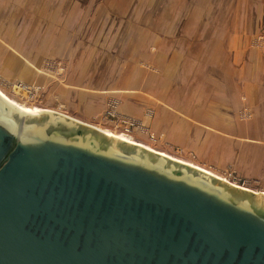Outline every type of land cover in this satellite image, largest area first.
I'll return each mask as SVG.
<instances>
[{"label":"water","instance_id":"95a60500","mask_svg":"<svg viewBox=\"0 0 264 264\" xmlns=\"http://www.w3.org/2000/svg\"><path fill=\"white\" fill-rule=\"evenodd\" d=\"M0 264H264V195L0 96Z\"/></svg>","mask_w":264,"mask_h":264},{"label":"rangeland","instance_id":"374dc122","mask_svg":"<svg viewBox=\"0 0 264 264\" xmlns=\"http://www.w3.org/2000/svg\"><path fill=\"white\" fill-rule=\"evenodd\" d=\"M0 44V90L10 99L210 171L183 143L170 142L169 124L177 127L173 116L200 111L206 99L231 101L240 88L245 102L249 78L264 80V0H0ZM8 58L23 59L39 77L26 81ZM250 60L251 70L235 74ZM74 92L105 96L101 114L89 118ZM245 110L238 118L248 119ZM219 178L264 193L239 187L246 180L237 176Z\"/></svg>","mask_w":264,"mask_h":264},{"label":"crops","instance_id":"0c3cea01","mask_svg":"<svg viewBox=\"0 0 264 264\" xmlns=\"http://www.w3.org/2000/svg\"><path fill=\"white\" fill-rule=\"evenodd\" d=\"M15 37L16 33L13 31L9 42L10 48L17 46ZM5 51L6 47L0 44V54ZM4 63L9 64L10 70L19 68V76L26 81H34L39 77L37 74L35 76L23 59L19 62L17 58H8ZM254 66L250 60L247 65H242L243 68L236 69L235 74L241 73L242 69L251 70ZM3 71L6 77L12 76L6 69ZM262 73L264 74V70ZM239 90L241 94L242 88ZM243 91L246 94L245 102H242L240 94L235 95L233 90L235 94L231 101L224 96L220 99L218 96L215 99L209 98L202 104L200 111L188 113L184 119L173 116L172 121L179 124L177 127L184 129L175 131L177 127L171 123L169 127L174 129L169 130L168 137L171 143H183L187 146L185 148L195 152L200 165L209 168L216 176L224 177L231 172L251 185L264 187V80L249 78ZM73 97L79 100L80 104L88 106L89 118L99 116L106 102L105 96L91 93L74 92ZM231 102L236 104H230ZM139 103L145 112V99L141 98ZM242 109L247 110L248 119H242L241 116L238 118ZM158 118H161V115ZM141 119L144 120L145 116Z\"/></svg>","mask_w":264,"mask_h":264},{"label":"bare ground","instance_id":"6f19581e","mask_svg":"<svg viewBox=\"0 0 264 264\" xmlns=\"http://www.w3.org/2000/svg\"><path fill=\"white\" fill-rule=\"evenodd\" d=\"M0 96H1L4 100H6V102H8L11 106H13L14 108H16L17 110H19L20 112H22V113H24V114H27V115H33V114H36V113L39 112V111H41V112H46V111L41 110V109H38V108H31V107H27V106H25V105L19 104L18 102H16V101L10 99L9 97H7V96H6L1 90H0ZM100 131L103 132L104 134H106L107 136L112 137V138L118 139V140H120V141H124V142H126V143L131 144V145H135V146L142 147V148H144V149H146V150H148V151H151V152H153V153L160 154V155H162V156H164V157L170 158V159L175 160V161H177V162H180V163H183V164H187V165H189V166H192V167H194V168H196V169H198V170H201V171H203V172H205V173H207V174H209V175H211V176H213V177H215V178H218L219 180H222L223 182L226 181V182L229 184V182H228L227 180L222 179V178H219L218 176H216L215 174L211 173V172L208 171V170H205V169H203V168H201V167H198V166H196V165H194V164H190V163H188V162L186 163L185 161H181V160H179V159H175V158L170 157L169 155H166V154H164V153H160V152L154 151V150L150 149L149 147H147V146H145V145H143V144H140V143H137V142H135V141H132L131 139H129L128 137H126V136H124V135H116V134H113L112 132L107 131V130H105V131H104V130H100ZM224 183H225V182H224ZM247 190H248V191H251V189H250V190H249V189H246L245 191H247ZM259 194H260V193H259ZM261 194L264 195V193H261Z\"/></svg>","mask_w":264,"mask_h":264},{"label":"built area","instance_id":"2783aa9c","mask_svg":"<svg viewBox=\"0 0 264 264\" xmlns=\"http://www.w3.org/2000/svg\"><path fill=\"white\" fill-rule=\"evenodd\" d=\"M112 116V115H111ZM127 132H129V130H127ZM229 180L231 179L232 181H235L234 179H233V174H228L227 176H226ZM226 180V179H225ZM250 184V182H248V181H244L243 182V185H241V186H239V187H242V188H244L245 186H248ZM251 186V185H250ZM249 187V186H248ZM244 189H246V188H244Z\"/></svg>","mask_w":264,"mask_h":264}]
</instances>
